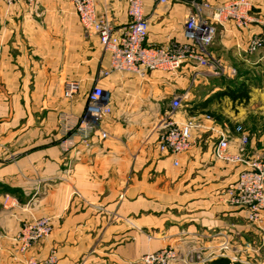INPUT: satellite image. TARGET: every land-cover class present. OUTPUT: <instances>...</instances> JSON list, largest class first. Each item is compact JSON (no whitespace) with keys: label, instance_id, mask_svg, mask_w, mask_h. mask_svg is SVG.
Masks as SVG:
<instances>
[{"label":"crops","instance_id":"crops-1","mask_svg":"<svg viewBox=\"0 0 264 264\" xmlns=\"http://www.w3.org/2000/svg\"><path fill=\"white\" fill-rule=\"evenodd\" d=\"M251 1L264 16V0ZM99 11L117 28L129 22L125 1L104 0ZM144 13L148 45L184 42L190 0H145ZM259 30L219 27L210 52L226 66H263L264 55L245 52ZM89 37L85 41L67 0H37L33 7L0 0V264L42 260L52 252L57 264H139L145 254L168 247L178 254L171 264H214L234 252L241 264H255L245 239L258 229L228 201L241 167L213 155L221 134L233 153L244 152L235 128L249 101H234L222 80L202 77L191 65L177 74L111 73L99 80L112 108L103 123L109 137L94 136L91 148L63 153L62 131L70 122L64 119L84 114L86 88L97 79L103 48ZM102 64L108 70L107 53ZM71 80L81 91L69 101L63 91ZM182 95L184 106L173 118L196 125L195 146L175 165V157L159 151L160 123ZM40 217L51 218L52 232L22 255L20 230Z\"/></svg>","mask_w":264,"mask_h":264},{"label":"built area","instance_id":"built-area-1","mask_svg":"<svg viewBox=\"0 0 264 264\" xmlns=\"http://www.w3.org/2000/svg\"><path fill=\"white\" fill-rule=\"evenodd\" d=\"M23 2L33 7L37 0H4L8 5ZM85 32L94 36L105 53L109 56V68L103 70V77L111 73L145 75L152 71L177 74L185 65L197 68V74L213 79H233L237 73L228 71L216 62L208 53L219 27L232 23L236 28L251 30L258 26L259 32L252 33L247 41L245 52L256 54L264 50V16L254 12L251 0H231L222 4H212L210 0H191L193 13L185 23L184 42H176L168 47H155L147 44L149 22L144 13L145 0H120L128 6L129 22L117 28L107 13L99 11L104 0H67ZM168 4L170 0H157ZM208 14H207V13ZM97 78L91 90L86 94V107L81 117H68L70 121L62 131L60 148L63 153L75 151L78 145L91 148L92 139L98 136L101 140L109 137L104 129L105 119L112 114L107 103L105 90L99 86ZM81 91L79 81H67L63 96L71 101ZM187 95L174 97L172 111L160 123L159 151L175 157V165H179L178 157L188 153L194 146L193 122H181L173 118V113L180 109ZM239 133L242 150L249 146L250 139L241 125L236 127ZM216 160L241 167L236 181L228 187L230 205L247 213V219L264 235V151H256L250 156L241 152L233 153L228 138L220 135L213 147ZM52 220L49 217L33 218L25 223L19 233L20 253L26 254L32 247L50 236ZM178 254L168 247L150 252L141 257L139 264H171ZM232 262H243L233 257ZM23 264H57V257L52 252L47 258L38 260L26 258Z\"/></svg>","mask_w":264,"mask_h":264},{"label":"rangeland","instance_id":"rangeland-1","mask_svg":"<svg viewBox=\"0 0 264 264\" xmlns=\"http://www.w3.org/2000/svg\"><path fill=\"white\" fill-rule=\"evenodd\" d=\"M191 1V0H190ZM218 33V31H217ZM217 36V35H216ZM89 35L86 34L85 32V41H89ZM216 38V37H215ZM215 42V40L213 41ZM88 47L85 44V48ZM211 46L208 48V53L211 55V57L218 62L219 64L222 65V67L225 69L226 73L228 71H235L237 74H242V75H247L251 76L252 78V83H254V86H252V91H251V97L249 102L246 104V107L248 108V113L246 114L245 120L242 121V127L246 133L249 135L250 143L249 146H247L242 154L244 156H250L256 151H264V65L263 66H253V67H246L242 65H233L231 66H226L220 60L212 55L211 51ZM100 54V64L98 66V69L96 70V78H101V72L104 70L102 69V61L104 60L106 53L104 50H99ZM264 55V50L259 51L256 54L253 55ZM251 55V54H248ZM264 64V60H263ZM91 90L90 88H86V92L88 93ZM86 93V94H87ZM184 104L182 105V107ZM236 129V128H235ZM237 132V131H236ZM254 138V146L256 148H252V138ZM232 166H236V169L240 167L238 164H229ZM230 204V203H229ZM244 223L248 226H251L249 223L247 216L245 217ZM254 234V239H245V242L250 244L253 248V256L251 259L255 264L258 263H263L264 262V235L260 231H256ZM257 235V236H256ZM258 237V238H257ZM229 248V245H228ZM250 253V252H248ZM243 254V253H241ZM233 257H238L241 255H236L235 252L232 254ZM232 258V257H231ZM228 259V258H227ZM240 259V258H239ZM230 264H241L239 262L235 263L232 262V260L229 258Z\"/></svg>","mask_w":264,"mask_h":264},{"label":"trees","instance_id":"trees-1","mask_svg":"<svg viewBox=\"0 0 264 264\" xmlns=\"http://www.w3.org/2000/svg\"><path fill=\"white\" fill-rule=\"evenodd\" d=\"M222 80L223 84L226 85L224 90L234 101L248 102L250 99V86L252 83L251 76L237 74L233 79H218ZM214 264H230L228 259H219ZM238 264V263H237Z\"/></svg>","mask_w":264,"mask_h":264}]
</instances>
